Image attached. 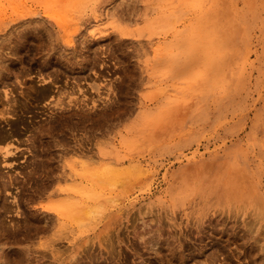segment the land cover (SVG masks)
Masks as SVG:
<instances>
[{"label":"rangeland","instance_id":"374dc122","mask_svg":"<svg viewBox=\"0 0 264 264\" xmlns=\"http://www.w3.org/2000/svg\"><path fill=\"white\" fill-rule=\"evenodd\" d=\"M23 1L0 0V132L9 136L0 142V180L12 183L0 195L6 235L0 264H257L264 259V4L257 8L259 17L245 24V7L250 13L256 4L244 0ZM160 17L165 22L157 21ZM220 19L223 26L216 24ZM174 31L183 36L176 54L184 66L173 69L169 80L167 61L156 64L155 56L144 54L146 45L130 42L156 44L168 37L169 54ZM219 36L222 46L206 56L198 58L190 48ZM83 59L91 62L83 66ZM233 59H238L233 68L223 66ZM65 60L68 65H61ZM227 77L232 80L223 83ZM63 110L71 112L73 124L63 123L60 130L68 133H59L60 140L48 138L49 122L54 117L63 122ZM54 141L68 150L63 171L75 179L66 177L54 184L55 193L38 195L46 167L41 164H47ZM34 162L35 172L30 171ZM18 185L24 189H15ZM52 203L64 204L66 211L51 208ZM40 206L59 212V220L54 215L50 226L23 242L24 234L35 231L40 216L33 214L34 222L32 213ZM221 228L233 231L225 234Z\"/></svg>","mask_w":264,"mask_h":264},{"label":"bare ground","instance_id":"6f19581e","mask_svg":"<svg viewBox=\"0 0 264 264\" xmlns=\"http://www.w3.org/2000/svg\"><path fill=\"white\" fill-rule=\"evenodd\" d=\"M25 1V0H24ZM23 1V2H24ZM58 2V1H57ZM80 2V1H79ZM127 2V1H126ZM244 2L246 3V4H250V5H254V4H256V9H254V11H251L250 13H248V9H246V7H245V9L244 10H246V12L242 15V17H243V23H248V21H249V19H255L256 17H259V15H260V11H258L257 10V8H260V6L262 5V4H264V0H244ZM128 3V2H127ZM225 3V2H224ZM66 5V3L63 1V3H62V5ZM13 4H11V6H12ZM55 5V4H54ZM60 5H61V3H60ZM113 5V4H112ZM224 5V4H223ZM10 6V5H9ZM99 6V5H98ZM101 6V5H100ZM128 6V5H127ZM61 7V6H60ZM129 7L134 11V7L132 6H130L129 5ZM55 8H57V5H55ZM61 8H64L63 6L61 7ZM223 9H225V6H223L222 7ZM98 9V8H97ZM97 9H96V11H97ZM103 9V8H102ZM128 9V8H127ZM127 9H125V10H127ZM137 9V8H136ZM135 9V10H136ZM59 10V9H58ZM61 10V9H60ZM101 10V9H100ZM118 10V9H117ZM117 10H116V12H117ZM146 10V9H145ZM121 11L123 12V13H121V14H124V10L121 8ZM128 11L130 12V10L128 9ZM138 11H140V10H138ZM138 11H137V13H138ZM208 11V10H207ZM56 12V11H55ZM101 12V11H100ZM126 13V12H125ZM135 12H133L132 13V15L134 14ZM142 13H143V11H142ZM148 13H150V12H148ZM147 13V15H149ZM55 14L56 13H54V12H49V15H50V17H54L55 16ZM64 14V13H63ZM117 15H118V12L116 13ZM120 14V13H119ZM223 14H224V12L222 13V12H220V13H218V15L220 16V18H222L221 16H223ZM237 15H240L239 13H236ZM125 15V14H124ZM127 15L128 14H126V17H127ZM129 15H130V13H129ZM128 15V16H129ZM135 15V14H134ZM133 15V16H134ZM138 15V14H137ZM168 15V14H167ZM170 15V14H169ZM58 16V15H57ZM56 16V17H57ZM163 17V16H162ZM162 17H160V18H162ZM171 17V19H169V16L167 17V19H169V20H172V19H174L172 16H170ZM177 17L178 16H176V19H177ZM94 18V17H93ZM95 18H97V16H95ZM121 17H119V19H120ZM122 18H124V17H122ZM128 18V17H127ZM126 18V19H127ZM141 18V17H140ZM139 18V19H140ZM75 19V18H74ZM118 19V20H119ZM158 19V18H157ZM178 19H179V17H178ZM239 19V18H238ZM128 20V19H127ZM161 20H164L163 18L162 19H160V20H157V21H161ZM169 20H167V23H165V24H170V22H168ZM62 21V20H61ZM71 21V20H70ZM88 21H89V19H88ZM124 21H126L125 20V18H124ZM129 22L131 21V19L130 20H128ZM174 20H172V22H173ZM221 21H223V20H221L220 19V21L218 20L217 21V23L216 24H218V25H222V22ZM69 22V21H68ZM140 22V21H139ZM164 22H165V20H164ZM177 22V21H176ZM93 23V22H92ZM152 24H153V22H151ZM157 23V22H156ZM132 24V23H131ZM148 26H150V25H148ZM153 26V25H152ZM165 25H163V27H164ZM169 26V25H168ZM223 26V25H222ZM157 27V26H156ZM170 27V26H169ZM69 28V27H68ZM183 28V27H182ZM187 28H190V27H187ZM197 28H198V26H197ZM140 29V28H139ZM167 29V28H166ZM173 29V28H172ZM178 29V28H177ZM177 29H175V30H177ZM191 29V28H190ZM199 30L198 31H200L201 30V28H198ZM142 30L143 29H141V32H142ZM151 30V29H150ZM158 29H154V31H157ZM76 31V30H75ZM121 31V30H120ZM164 31V30H163ZM162 31V32H163ZM144 32H145V30H144ZM143 32V33H144ZM150 32V31H149ZM149 32H148V34H149ZM151 32H153V30H151ZM169 32V31H168ZM184 32V31H183ZM115 33V32H114ZM121 33V32H120ZM142 33V34H143ZM155 33V32H154ZM153 33V34H154ZM157 33V32H156ZM165 33V32H164ZM179 33L180 32H178V31H174V32H172L170 35H171V37H172V39L170 40L171 41V43H170V45H171V51H169L170 53L168 54V52H166L167 50V46H166V42H167V40H168V37H165L164 38V41L163 40H160L158 43H156L155 44V41H154V43H151L152 41H147V42H141V40H135V41H131L130 43H134V42H136V43H138V44H142V48H143V46H147V48L149 49H145L143 52H144V54L146 55V53H145V51H147V53L148 54H151L152 56H155V59H156V64L158 63V64H161L163 61H167L168 63H169V65H171V67H172V69L170 70V72L169 73H167V77L169 78V80H171L172 78H174V76H175V71L173 70V69H182V67L184 66H182L181 65V63H179V60H178V55L176 54V50H177V48H178V46L180 45V44H182L183 43V36H181V35H179ZM185 33V32H184ZM118 34V33H117ZM122 34V33H121ZM134 34V33H133ZM152 34V33H151ZM151 34L150 35H148V39L150 38V36H151ZM165 34H167V32L165 33ZM185 34H187V33H185ZM190 34V33H189ZM122 35H125L124 33L122 34ZM135 35V34H134ZM141 35V34H140ZM154 35H156V34H154ZM154 35H152V36H154ZM199 35V34H198ZM120 36V35H119ZM145 36V35H144ZM157 36V35H156ZM159 36V35H158ZM169 36V35H168ZM186 36V35H185ZM193 36H195L194 34H193ZM135 37V36H134ZM48 38V37H47ZM63 38H65V36L63 37ZM122 37H120V40L121 41H123L124 42V40L123 39H121ZM124 38V37H123ZM126 38V37H125ZM137 38V37H136ZM135 38V39H136ZM140 38V37H139ZM138 38V39H139ZM193 38V37H192ZM22 39H24V38H22ZM143 39V38H142ZM67 40V39H66ZM71 40V39H70ZM119 39H117V41H118ZM43 41V40H42ZM49 41V40H48ZM116 41V42H117ZM130 41V40H129ZM40 42V41H39ZM49 42H51V41H49ZM93 42V41H92ZM95 42V41H94ZM93 42V43H94ZM122 42V43H123ZM48 43V42H47ZM98 43V42H97ZM112 43V42H111ZM121 43V44H122ZM128 43V42H127ZM129 43V44H130ZM169 43V42H168ZM222 43H223V37L222 36H219V37H215V38H213V39H211L210 41H208V42H204V43H193V44H190V48L192 49V51L194 52L195 51V54L197 53L198 54V58L200 57H202V56H206L207 54H208V52L210 53L212 50H215L216 48H218L220 45L222 46ZM50 44V43H49ZM68 44V43H67ZM120 44V43H119ZM118 44V45H119ZM124 44H126L125 42H124ZM144 44V45H143ZM56 45V44H55ZM131 45V44H130ZM135 45V44H134ZM46 46H48V45H46ZM45 46V47H46ZM183 46V45H182ZM187 46V45H186ZM90 47V46H89ZM136 47V46H135ZM91 48V47H90ZM1 49V48H0ZM82 49V48H81ZM138 49V48H137ZM188 48H186V50H187ZM90 49H88L87 51H89ZM190 50V49H189ZM52 51H53V49H52ZM64 51V50H63ZM62 51V52H63ZM68 51V50H67ZM75 51V50H74ZM73 51V52H74ZM134 51H135V49H134ZM13 52V51H12ZM96 52V51H95ZM137 52H138V50H137ZM186 52V51H185ZM214 52V51H213ZM212 52V53H213ZM71 53V52H70ZM124 53V52H123ZM218 53V52H217ZM15 54V53H14ZM127 54H128V52H127ZM126 54V55H127ZM132 54V53H131ZM187 54V53H186ZM53 55V54H52ZM180 55H181V53H180ZM58 56V55H57ZM63 56V55H62ZM69 56V55H68ZM72 56V55H71ZM78 56V55H77ZM94 56V55H93ZM135 56V55H134ZM133 56V57H134ZM189 56H190V54H189ZM194 56V55H193ZM65 57V56H64ZM123 57V56H122ZM130 57H132V55H130ZM192 57V56H191ZM52 58V57H51ZM59 58H61L60 56H59ZM66 59V58H65ZM129 59V58H128ZM127 59V60H128ZM197 59V58H196ZM60 60H62V59H59V61ZM69 61H70V59H68ZM142 60V59H141ZM185 60V59H184ZM183 60V61H184ZM187 60V59H186ZM206 60V59H205ZM3 61H4V59H3ZM129 61V60H128ZM188 61V60H187ZM220 61V60H219ZM223 61V60H222ZM71 62V61H70ZM73 62V61H72ZM91 62V61H90ZM90 62H88L87 60H85V59H83L82 60V62H81V64H83V66L84 65H86L87 63H90ZM93 62V61H92ZM127 62V61H126ZM131 62V61H130ZM237 62H238V59H233V60H231L230 62H227V63H225L223 66H228V67H232L233 68V66H235L236 64H237ZM77 63V62H76ZM79 63V62H78ZM94 63V62H93ZM146 63V62H145ZM190 63V62H189ZM68 65V61H64V62H61V65ZM70 64V63H69ZM72 64V63H71ZM74 64V63H73ZM185 64V63H184ZM187 64V63H186ZM203 64V63H202ZM47 65V64H46ZM58 65V64H57ZM79 65V64H78ZM92 65V64H91ZM162 65V64H161ZM186 66V65H185ZM214 66V65H213ZM222 66V67H223ZM87 67H89L88 65H87ZM135 68V67H134ZM5 69V68H4ZM56 69V68H55ZM74 70V69H73ZM75 70H77V69H75ZM94 70V69H93ZM184 70V69H183ZM48 71H49V69H48ZM71 71V70H70ZM96 71V70H95ZM185 71V70H184ZM215 71V70H214ZM56 72V71H55ZM61 72V71H60ZM59 72V73H60ZM81 72H82V70H81ZM150 72V71H149ZM53 73V72H52ZM51 73V74H52ZM66 73V72H65ZM72 73V72H71ZM61 74V73H60ZM64 74V73H63ZM68 74V73H67ZM184 74V73H183ZM6 75V74H5ZM78 76V75H77ZM88 76V75H87ZM44 77H45V75H44ZM43 77V78H44ZM73 77V76H72ZM71 78V77H70ZM74 78V77H73ZM195 78H197V77H195ZM5 79V78H4ZM48 79V78H47ZM74 80V79H73ZM76 80H79V79H77V77H76ZM168 80V79H167ZM230 80H232V77H230V78H228L227 77V79H223V83H227V82H229ZM80 81V80H79ZM143 81V80H142ZM2 82H3V80H2ZM72 82V81H71ZM14 83V82H13ZM56 83V82H55ZM69 83V82H68ZM67 83V84H68ZM73 83V82H72ZM46 84V83H45ZM50 84V83H49ZM58 84V83H57ZM77 84V83H76ZM79 84V83H78ZM140 84V83H139ZM138 84V85H139ZM175 86H177V87H181L182 86V83L181 82H178V83H176V82H174L173 83ZM62 85V84H61ZM66 85V84H65ZM71 85V84H70ZM45 86V85H44ZM59 86V85H58ZM57 86V87H58ZM61 87V86H60ZM58 88V89H61V88ZM65 87V86H64ZM41 88V87H40ZM49 88V87H48ZM53 88H55V87H53ZM129 89H131L130 87H128ZM51 89V88H50ZM50 89H49V91H50ZM58 89H57V91H58ZM65 89H66V87H65ZM77 89V88H76ZM70 91H71V88H70ZM51 92H52V90H51ZM68 92V91H67ZM74 92V91H73ZM9 93H11V92H9ZM61 92H59V94H60ZM75 93V92H74ZM57 94V93H56ZM63 95H64V93H62ZM71 94V93H70ZM69 94V95H70ZM61 96V95H60ZM57 97V96H56ZM60 98V97H59ZM62 98V97H61ZM233 98V97H232ZM11 99V98H10ZM54 99V98H53ZM63 99V98H62ZM156 99V98H155ZM8 100V99H7ZM13 100H14V98H13ZM59 100V99H58ZM16 101V100H15ZM20 101V100H19ZM10 102H11V100H10ZM234 102V101H233ZM232 102V103H233ZM2 103V102H1ZM63 103H64V100H63ZM75 103V102H74ZM65 104V103H64ZM76 104V103H75ZM78 104H80V103H78ZM105 104V103H104ZM14 105H15V103H14ZM13 105V106H14ZM27 105V104H26ZM66 105H69L68 103L66 104ZM72 105H74L73 103H72ZM7 106V105H6ZM11 106H12V104H11ZM23 106V105H22ZM54 106V105H53ZM105 106H107V105H105ZM110 106V105H109ZM10 107V106H9ZM24 107H25V105H24ZM58 107V106H57ZM108 107V106H107ZM99 108V107H98ZM102 108V107H101ZM106 108V107H105ZM104 108V109H105ZM9 109V108H8ZM47 109V108H46ZM51 109V108H50ZM77 109V108H76ZM81 109V108H80ZM83 109V108H82ZM49 110V109H48ZM72 110V109H71ZM74 110V109H73ZM2 111V110H1ZM7 111V110H6ZM9 111H10V109H9ZM18 111V110H17ZM75 111V110H74ZM83 111V110H82ZM86 111V110H85ZM119 111V110H118ZM121 111V110H120ZM119 111V112H120ZM11 112H12V110H11ZM29 112H30V110H29ZM88 112V111H87ZM112 112V111H111ZM110 112V113H111ZM118 112V113H119ZM124 112V111H123ZM10 113V112H9ZM8 113V114H9ZM13 113V112H12ZM11 113V114H12ZM28 113V112H27ZM89 113V112H88ZM103 113V112H102ZM1 114V113H0ZM19 114V113H18ZM22 114V113H21ZM23 114H24V112H23ZM119 114H121V113H119ZM13 115V114H12ZM15 115V114H14ZM51 115V114H50ZM58 115V114H57ZM75 115H77V112L75 111ZM94 115V114H93ZM106 115V114H105ZM109 115V114H108ZM113 115V114H112ZM55 116V115H54ZM53 116V117H54ZM60 116L61 117H64V120H63V122H59L60 124H58V121L57 120H54V118H53V121L51 120L50 122H49V127H48V129L47 130H45V131H48V133H47V135H50V136H47L48 138L49 137H53L52 139H54V140H60V137H59V133H61V134H65L66 135V133H68V132H66V133H63V129L61 128V126L63 125V123H64V125L66 126V125H68L70 122H72V114H71V112H69L68 111V113H65V110H63V112L62 113H60ZM81 116H82V113H81ZM83 116H85V115H83ZM104 116V115H103ZM111 116V115H110ZM115 116H116V113H115ZM115 116H113V117H115ZM122 116V115H121ZM124 116V115H123ZM15 117H16V115H15ZM42 117V116H41ZM57 117V116H56ZM87 117V116H86ZM112 117V118H113ZM1 118H3V117H1ZM88 118V117H87ZM108 118V117H107ZM118 118V117H117ZM84 120H85V118H83ZM82 119V120H83ZM94 119V118H93ZM92 119V120H93ZM99 119V118H98ZM25 121H26V119H24ZM47 120V119H46ZM78 120H80V119H78ZM88 119H86V121H87ZM89 120H91V119H89ZM101 120V119H100ZM100 120H98L97 122H99ZM106 120H109V119H106ZM81 121V120H80ZM16 122V121H15ZM35 122V121H34ZM74 122H76V121H74ZM83 122V121H82ZM31 123V122H30ZM87 123H89V122H87ZM9 124V123H8ZM36 124V123H35ZM39 124H42V123H39ZM72 124H73V122H72ZM76 124V123H75ZM77 124H79V123H77ZM95 124V122L93 123V125ZM96 124H98V123H96ZM100 124V123H99ZM107 124V123H106ZM34 125V124H33ZM43 125V124H42ZM46 125V124H45ZM44 125V126H45ZM90 125V124H89ZM11 126V125H10ZM12 126H14V125H12ZM36 126V125H35ZM76 126V125H75ZM82 126V125H81ZM84 126V125H83ZM91 126V125H90ZM98 126V125H97ZM8 127V126H7ZM18 127V126H17ZM39 127V126H38ZM94 127V126H93ZM92 127V128H93ZM100 127V126H99ZM104 127V126H103ZM106 127V126H105ZM33 128V127H32ZM40 128V127H39ZM58 128H59V131H57L58 130ZM67 128V127H66ZM79 128V127H78ZM82 128V127H81ZM80 128V129H81ZM6 129V128H5ZM14 129H15V127H14ZM60 129H62V130H60ZM69 129V128H68ZM90 129V128H89ZM70 130V129H69ZM68 130V131H69ZM77 130V129H76ZM18 131V130H17ZM20 131V130H19ZM27 131V130H26ZM29 131V130H28ZM38 131H41V130H38ZM44 131V130H43ZM55 131H57L56 133H54ZM65 131H66V129H65ZM70 131H73L72 129L70 130ZM14 132V131H13ZM16 132V131H15ZM8 133V132H7ZM12 133V132H11ZM11 133H10V135H11ZM22 133V132H21ZM39 133V132H38ZM71 133V132H70ZM69 133V134H70ZM68 134V135H69ZM30 135V134H29ZM67 135V136H68ZM107 135V134H106ZM160 136V135H159ZM32 137V136H31ZM69 137V136H68ZM80 137V136H79ZM125 137V136H124ZM123 137V138H124ZM46 138V137H45ZM47 138V139H48ZM50 138V140L52 141V139ZM92 138V137H91ZM95 138V137H94ZM8 139H9V136L8 135H6V133L5 134H3L2 132H0V142L1 141H8ZM17 139V138H16ZM35 139V138H34ZM71 139V138H70ZM81 139V138H80ZM80 139H78L77 138V140L79 141ZM30 140H31V138H30ZM45 140V139H44ZM75 140V139H74ZM76 140V141H77ZM13 141V140H12ZM16 141V140H15ZM18 141V140H17ZM62 141H63V139H62ZM65 141V140H64ZM75 141V142H76ZM82 141H84V140H82ZM88 141V140H87ZM92 141V139L90 140V142ZM97 141H100V140H97ZM32 142V141H31ZM60 142V141H59ZM66 142V141H65ZM13 143V142H12ZM34 143V142H33ZM51 143H53V145H52V148H51V150H49V152H47L48 153V161H46V160H43L42 161V159H41V162H44V161H46V163L47 164H41V162H39V164H41V165H46V167H44L45 168V172L44 171H42V172H44V174H45V176L44 177H42V180L40 181V183L41 184H39L40 185V187L38 188L39 189V191H38V195L41 193V194H45L49 189H53V192L55 193V191H57V189H54L55 187H54V184L55 183H57V182H59L60 180H64L66 177H69V178H71V179H75V175L73 174V173H68L67 175H66V171L64 172L63 171V168H64V162H62V158H63V155H68V150L67 149H64V145L62 146V145H58V143H55V141L54 142H51ZM70 143V142H69ZM156 143V142H155ZM40 144V143H39ZM66 144V143H65ZM68 144V143H67ZM71 144V143H70ZM78 144V142L76 143V145ZM93 144V143H92ZM100 144V143H99ZM49 145V144H48ZM80 145H81V142H80ZM86 145H88V144H86ZM3 146V145H2ZM38 146V145H37ZM62 146V147H61ZM67 146V145H66ZM91 146V145H90ZM94 146V145H93ZM5 147H6V144H5ZM39 147V146H38ZM44 148H45V146H44ZM84 149L86 148V147H83ZM9 149V148H8ZM7 148H4V154H8V153H10V151L8 150ZM33 149H35L34 147H33ZM65 150H67V151H65ZM80 150H81V148H80ZM83 150V149H82ZM81 150V151H82ZM95 150V149H94ZM41 151V150H40ZM48 151V150H47ZM71 152H72V149L70 150ZM69 151V152H70ZM85 151V150H84ZM83 151V152H84ZM75 152H77V151H75ZM88 152V151H87ZM14 153V152H13ZM86 153V152H85ZM15 154V153H14ZM37 154V153H36ZM47 155V154H46ZM45 155V156H46ZM37 156V155H36ZM72 157L74 156V155H71ZM35 157V156H34ZM31 158V157H30ZM38 158V157H37ZM43 158V157H42ZM78 158V157H77ZM69 159V158H68ZM31 160V159H30ZM32 160H33V158H32ZM70 160V159H69ZM96 160V159H95ZM37 161V160H36ZM38 161H40V160H38ZM81 161V160H80ZM86 161V160H85ZM82 162V161H81ZM81 162L79 163V164H81ZM92 162H95V161H92ZM97 162V161H96ZM95 162V163H96ZM104 162V161H103ZM78 163V162H77ZM89 163H90V161H89ZM29 164V163H28ZM68 164V163H67ZM72 164V163H71ZM92 164V163H91ZM69 165V164H68ZM72 165H74V164H72ZM78 165V164H77ZM27 166V165H26ZM33 166H35V167H32V169H30V171H34L35 172V168H37V164L34 162V165ZM42 166V167H43ZM69 166H71V165H69ZM86 166H87V164H86ZM90 166V165H89ZM10 167V166H9ZM25 167V166H24ZM29 167V166H28ZM40 167V166H39ZM72 167V166H71ZM43 168V169H44ZM73 168V167H72ZM74 170H75V167L73 168ZM101 169V168H100ZM102 169H103V167H102ZM115 169V168H114ZM129 169V168H128ZM135 169V168H134ZM40 170V169H39ZM65 170V169H64ZM95 168H94V171L93 172H91V174H92V177L95 179V177H96V173H95ZM131 170V169H130ZM130 170H129V172H130ZM29 171V172H30ZM38 171V170H37ZM98 171V170H97ZM108 171V170H107ZM110 171V173L111 174H113V173H115V170H114V172L112 171V170H109ZM121 171V170H120ZM132 171V170H131ZM82 172V171H81ZM80 171H79V174L81 173ZM85 172H87L88 173V171H85ZM135 172V171H134ZM25 172H23V175L25 176V174H24ZM74 173H77L78 174V172H76V170L74 171ZM94 173H95V175H94ZM124 173V172H123ZM4 174V173H3ZM29 174H31V172L29 173ZM82 174V173H81ZM27 175V174H26ZM33 175V174H32ZM31 175V176H32ZM88 175L90 176V174L88 173ZM2 176V175H1ZM1 176H0V178H1ZM29 176V175H28ZM28 176H25V177H28ZM31 176H29V177H31ZM37 176V175H36ZM5 177V176H4ZM16 177V176H15ZM23 178V177H22ZM18 179V178H17ZM24 179V178H23ZM26 179V178H25ZM33 179H36V178H33ZM32 179V180H33ZM116 179V178H115ZM13 180H14V178H13ZM11 181H12V179H11ZM98 181V180H97ZM0 182H1V180H0ZM13 182V181H12ZM17 182V181H16ZM19 182V181H18ZM22 182V181H21ZM24 182V181H23ZM38 182V181H37ZM83 182V181H82ZM101 182H103V181H101ZM20 183V182H19ZM62 183V182H61ZM60 183V184H61ZM10 184H12L11 182H9V181H7V182H5V181H3V182H1L0 183V195L1 194H3V193H5L6 191H7V188H8V186L10 185ZM17 184V183H16ZM22 184V183H21ZM31 184H32V182H31ZM60 184H59V186H60ZM33 185H35V184H33ZM111 185V184H110ZM59 186H57V187H59ZM68 187V186H64V185H61V187ZM34 187V186H33ZM60 187V189H62ZM71 187V186H70ZM24 189L23 188V185H21V188L19 187V185H18V187H16L15 186V189ZM28 188V187H27ZM32 188V186L30 187V189ZM66 188H63L64 190L66 189ZM112 188V187H111ZM33 189V188H32ZM62 189V190H63ZM68 189H70V188H68ZM35 190V189H34ZM33 190V191H34ZM73 190H77V189H73ZM23 191V190H22ZM25 191V190H24ZM74 192V191H73ZM78 192H82V191H78ZM35 193V192H34ZM14 194V193H13ZM21 194V193H20ZM37 194V193H36ZM81 194V193H80ZM91 194H92V192H91ZM30 195V194H29ZM83 195V194H82ZM5 196V195H4ZM22 196V195H21ZM20 196V197H21ZM27 196V195H26ZM7 197V196H6ZM28 197V196H27ZM26 197V198H27ZM34 197V196H33ZM24 198V197H23ZM22 199V198H21ZM28 199V198H27ZM29 199H31V198H29ZM29 199L27 200V201H29ZM3 200V199H2ZM18 200V199H17ZM21 201V200H20ZM27 201L26 202H22V203H24L25 205H28L29 203H27ZM66 201H68L67 199H66ZM0 202H2V201H0ZM62 202V201H61ZM65 201H63L62 203H64ZM72 202V201H71ZM53 204V203H52ZM54 206H50V205H48V206H50L51 208H53V207H55V205H56V207H58L59 206V208H57L58 210L60 209V210H62V212H64V211H66L63 207L65 206L64 204H63V206H62V208L64 209V211H63V209L62 208H60V204L59 205H57V204H53ZM67 205V204H66ZM73 205V204H72ZM1 204H0V208H1ZM67 206H70L69 208H71V207H73V206H71V204L70 205H67ZM25 207V206H24ZM91 207V206H90ZM2 208H4L3 206H2ZM6 208V207H5ZM68 208V209H69ZM93 208V206L90 208V209H92ZM89 209V208H88ZM95 209H97L98 210V208H95ZM26 211V210H25ZM30 210L28 209V212H29ZM68 211V210H67ZM3 212V211H2ZM88 211H86V213H87ZM92 212V211H91ZM30 213V212H29ZM4 214V213H3ZM33 214H37L38 216H40L39 217V219L40 220H38V223H36L35 224V226H36V228H34V232H32L31 234V236H30V234L29 233H27V234H22L23 235V237L22 238H24L23 239V242H24V240H26V239H28V238H31L32 236L34 237L35 236V234L37 233V231H40V232H43L44 230L43 229H45V228H47L48 226H50V224L52 223L51 222V219L53 218V216L55 215V214H51V213H49V211H48V208H47V206H40V208H37V209H35L34 210V213H32V215ZM89 214V213H88ZM91 214V213H90ZM89 214V215H90ZM92 214L95 216V213H93L92 212ZM1 211H0V242H2V239H3V235H5V230L3 229V226H5V225H3V222L1 221ZM22 215V214H21ZM31 215V216H32ZM35 215H33V217L35 218L34 219V222L36 221L37 222V217L35 216ZM59 215H60V213L58 212H56V215H55V217H57L55 220H59ZM86 215V214H85ZM88 215V216H89ZM72 216V215H71ZM87 216V217H88ZM3 217V216H2ZM90 217V216H89ZM22 218V217H21ZM91 218V217H90ZM25 219V218H24ZM72 219V218H71ZM93 219V218H92ZM28 220V219H27ZM45 220V221H44ZM54 220V219H53ZM52 220V221H53ZM73 220V219H72ZM75 220V219H74ZM73 220V221H74ZM80 220V219H79ZM91 220V219H90ZM221 220V219H220ZM220 220H218V221H220ZM4 221V220H3ZM29 221V220H28ZM27 221V222H28ZM33 221V220H32ZM23 222H25V221H23ZM26 222V223H27ZM33 222V223H34ZM81 222V221H80ZM203 222L204 221H202V225H203ZM209 222V221H208ZM215 222V221H214ZM216 222H217V220H216ZM79 223V222H78ZM159 223V222H158ZM220 223V222H219ZM218 222H217V224H219ZM224 223V222H223ZM222 223V224H223ZM210 224H211V221H210ZM213 224V223H212ZM28 225V224H27ZM33 225V224H32ZM32 225H30V226H32ZM78 225V224H77ZM202 225H199V227H202ZM220 225V224H219ZM23 226V225H22ZM34 226V225H33ZM52 226V225H51ZM80 226V225H79ZM154 226V225H153ZM206 226V225H205ZM212 226V225H211ZM170 227V226H169ZM199 227H197L196 226V229H198L199 230ZM25 228H29V227H26L25 226ZM31 228H33V227H30V230H32ZM173 228V227H172ZM212 228H213V226H212ZM19 229V228H18ZM41 229L43 230V231H41ZM189 229V228H188ZM218 229V228H217ZM216 229V230H217ZM222 229V228H221ZM2 230H3V232H2ZM158 230V229H157ZM19 231V230H18ZM18 231H16V232H18ZM26 231H29V229L28 230H26ZM189 231H190V229H189ZM193 231V230H192ZM228 231H233V230H230V229H228V228H225V229H222L220 232L221 233H225V234H227L228 233ZM19 232H22V231H19ZM185 232V231H184ZM187 232V231H186ZM195 232V231H194ZM198 232V231H197ZM4 233V234H3ZM7 233H9V232H7ZM34 233V234H33ZM39 233V232H38ZM189 233V232H188ZM193 233V232H192ZM3 234V235H2ZM17 234V233H16ZM37 235V234H36ZM173 235V234H172ZM185 235H187V233L185 234ZM197 235H198V233H197ZM200 235V234H199ZM198 235V236H199ZM207 235H209V234H207ZM6 236V235H5ZM18 236V235H17ZM19 236H20V234H19ZM30 236V237H29ZM9 237H10V235H9ZM37 237V236H36ZM172 237V236H171ZM176 237V236H175ZM14 238H16V240L18 239L17 237H16V235L14 236ZM182 238V237H181ZM11 239V238H10ZM34 239V238H33ZM178 239V238H177ZM184 239V238H183ZM199 241V240H198ZM10 242V241H9ZM16 242V241H15ZM21 242V241H20ZM26 242V241H25ZM164 243V242H163ZM5 244V243H4ZM3 244V245H4ZM143 244V243H142ZM160 244V243H159ZM158 244V245H159ZM8 245V244H7ZM141 245V244H140ZM152 246V245H151ZM261 247V246H260ZM111 248V247H110ZM148 249V248H147ZM158 249H160V248H158ZM162 249V248H161ZM156 250V249H155ZM154 251V250H153ZM180 251V250H179ZM262 251H264V250H262ZM29 252V251H28ZM159 252V251H158ZM171 252V251H170ZM31 254V253H30ZM44 254H46V253H44ZM54 254H55V252H54ZM21 255V254H20ZM29 255V254H28ZM49 255V254H48ZM55 255H57V253L55 254ZM262 256H264V255H262ZM40 257V256H39ZM48 257V256H47ZM41 258V257H40ZM57 258V257H56ZM259 258V257H258ZM36 260V259H35ZM40 260V259H39ZM253 260V259H252ZM262 262V260H264V259H258V263L260 262V261ZM37 261V260H36ZM45 261V260H44ZM74 261V260H73ZM39 262V261H38ZM37 263V262H36ZM47 263V262H46ZM46 263H44V264H46ZM54 262H52L51 264H53ZM254 263V262H253ZM257 263V264H258ZM40 264H42V263H40ZM247 264V263H246ZM262 264V263H261Z\"/></svg>","mask_w":264,"mask_h":264}]
</instances>
